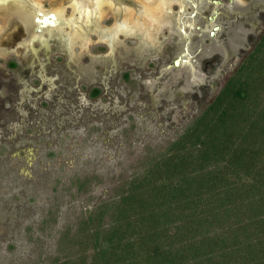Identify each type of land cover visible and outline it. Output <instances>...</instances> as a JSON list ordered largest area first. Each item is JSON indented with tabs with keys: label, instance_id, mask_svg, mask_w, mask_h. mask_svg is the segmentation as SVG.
<instances>
[{
	"label": "rangeland",
	"instance_id": "1",
	"mask_svg": "<svg viewBox=\"0 0 264 264\" xmlns=\"http://www.w3.org/2000/svg\"><path fill=\"white\" fill-rule=\"evenodd\" d=\"M144 1L142 20L101 4L72 35L35 37L26 18L4 27L0 264H61L75 252L79 223L165 150L264 30V0Z\"/></svg>",
	"mask_w": 264,
	"mask_h": 264
},
{
	"label": "trees",
	"instance_id": "2",
	"mask_svg": "<svg viewBox=\"0 0 264 264\" xmlns=\"http://www.w3.org/2000/svg\"><path fill=\"white\" fill-rule=\"evenodd\" d=\"M72 243L61 264H264V30L207 106L79 223Z\"/></svg>",
	"mask_w": 264,
	"mask_h": 264
},
{
	"label": "flooded vegetation",
	"instance_id": "3",
	"mask_svg": "<svg viewBox=\"0 0 264 264\" xmlns=\"http://www.w3.org/2000/svg\"><path fill=\"white\" fill-rule=\"evenodd\" d=\"M142 1V2H140ZM161 1V0H160ZM168 2V0H163V2ZM171 1V0H169ZM175 1V0H174ZM178 1V0H177ZM182 4L186 1H189L191 3H194V0H180ZM65 1L57 2V0H6V1H0V19H2L3 26H0V35L4 32V27H6L8 23V29H12L14 32L18 31V28L22 27L21 24L22 19L24 20L26 18L27 22H29L28 25H25V28L22 29L25 31V29L31 31L33 34L35 33L37 36L35 37H42L44 35H49L50 37H53L57 32L60 30L66 28L69 31V33L72 35L73 28H78V25L71 24L74 22H80L78 21L80 17L87 16L88 13L91 12V18L92 21L96 20V14H100V5L101 4H107L113 8L115 7L117 11V7L122 10L127 16V11L130 9L133 10V13L135 14L138 11H140V18L139 20L143 19V15L145 13L152 14L151 9L147 10L145 8V4H148V2H145L144 0H67ZM164 2V3H165ZM176 2V1H175ZM162 4L161 2L156 3L159 5L158 7H161L162 5L165 6V4ZM138 5L140 8L138 9ZM150 5V4H149ZM111 8V9H112ZM69 10L68 14H66V10ZM114 9V8H113ZM118 12V11H117ZM120 14V12H118ZM134 14L132 18H134ZM27 16V17H25ZM84 19V18H83ZM13 20V21H12ZM17 27V28H16ZM216 27V26H215ZM213 31L210 32L212 35ZM7 34H10V32H7ZM52 35V36H51ZM67 35V34H66ZM69 36V35H68ZM33 41V40H31ZM38 40H35L33 43L37 42ZM5 42L1 40V43ZM31 42L25 43V50L28 51V44ZM8 46V53L15 52L11 49L9 44ZM6 52V53H7Z\"/></svg>",
	"mask_w": 264,
	"mask_h": 264
},
{
	"label": "water",
	"instance_id": "4",
	"mask_svg": "<svg viewBox=\"0 0 264 264\" xmlns=\"http://www.w3.org/2000/svg\"><path fill=\"white\" fill-rule=\"evenodd\" d=\"M0 1H6V0H0ZM215 28H218V26H216ZM213 34V33H212ZM179 60L175 61V64H178Z\"/></svg>",
	"mask_w": 264,
	"mask_h": 264
},
{
	"label": "bare ground",
	"instance_id": "5",
	"mask_svg": "<svg viewBox=\"0 0 264 264\" xmlns=\"http://www.w3.org/2000/svg\"><path fill=\"white\" fill-rule=\"evenodd\" d=\"M147 7V6H146Z\"/></svg>",
	"mask_w": 264,
	"mask_h": 264
}]
</instances>
